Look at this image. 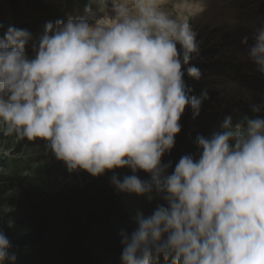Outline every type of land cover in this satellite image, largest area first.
<instances>
[{"label":"clouds","instance_id":"1","mask_svg":"<svg viewBox=\"0 0 264 264\" xmlns=\"http://www.w3.org/2000/svg\"><path fill=\"white\" fill-rule=\"evenodd\" d=\"M193 4L202 11L193 0H99L94 23L47 22L31 56L27 29L9 26L0 37L5 134L43 141L69 172H112L119 192L163 201L150 215L137 211L131 233L120 231V264H264V105L197 135L198 154L182 155L171 172L162 162L185 109L195 118L202 105L184 79L186 66L201 78L188 66L199 53ZM252 39H242L246 58L264 74V25ZM124 168L132 174L121 177ZM11 248L0 230V264H16Z\"/></svg>","mask_w":264,"mask_h":264},{"label":"rangeland","instance_id":"2","mask_svg":"<svg viewBox=\"0 0 264 264\" xmlns=\"http://www.w3.org/2000/svg\"><path fill=\"white\" fill-rule=\"evenodd\" d=\"M98 2L0 0V37L9 26L27 29L33 36L26 47L31 56L34 35L39 30L43 32L47 22H66L69 17L83 16L94 23L98 19L93 16L97 15L96 11L102 13ZM112 2L107 0L109 7ZM86 6L91 7L90 13H85ZM243 15V21L250 24V13ZM189 19L193 24L192 17ZM233 20L241 22V17H234ZM194 25L199 53L193 56L188 66L197 67L201 78L195 80L189 77L186 66L184 79L192 89L190 94L202 98V105L195 118L191 108L185 109L180 120L181 132L176 136L171 151L175 156L197 155V135L210 136L213 131L220 130V124L226 117L231 116L236 123L245 115H256L251 110L253 104L264 105V74L246 58L248 45L242 46V41L237 39L242 35L225 31L227 23L213 26L195 22ZM246 36L252 44L250 34ZM229 61L239 64L236 72L224 65ZM258 115L264 116V108ZM116 172L121 177L132 174L127 168L117 169ZM112 175V172H106L93 177L83 170L69 172L63 162L46 150L43 141L33 142L6 135L4 125L0 124V225H6L15 238L81 226L84 224L83 202L94 196L110 199L115 215L113 219L116 220L114 229L127 225L135 229V213L141 211L146 216V212L153 211L160 201L149 202L145 197L119 192L111 183ZM14 253L16 264H32L29 257L31 245L17 246Z\"/></svg>","mask_w":264,"mask_h":264},{"label":"trees","instance_id":"3","mask_svg":"<svg viewBox=\"0 0 264 264\" xmlns=\"http://www.w3.org/2000/svg\"><path fill=\"white\" fill-rule=\"evenodd\" d=\"M181 156H175L171 152L165 154L162 162L172 163L169 172L174 170ZM138 175L141 179L149 178L144 172H139ZM81 211L84 224L69 230L30 234L23 238H15L6 225H0V230L9 237L11 251L14 252L17 246H32L29 256L32 264H120L122 245L119 233L122 229L131 233L134 228L130 225L113 228L116 222L113 219V204L105 197H91L83 202ZM153 211L146 212V216ZM156 264H171V261L166 262L161 257Z\"/></svg>","mask_w":264,"mask_h":264},{"label":"bare ground","instance_id":"4","mask_svg":"<svg viewBox=\"0 0 264 264\" xmlns=\"http://www.w3.org/2000/svg\"><path fill=\"white\" fill-rule=\"evenodd\" d=\"M193 2L202 6V11L200 12H198L199 6L197 4H193L188 8V13L190 14L188 17H192L194 13L198 12L192 17L194 23L197 22L199 24H209L213 26L227 23L228 27L225 31L232 29L231 31L233 33H237L240 32L241 28H244L245 33H247L246 23L242 22V17L241 22H235V20H233L236 15H240V13L236 12L233 8V0H193ZM221 14L223 16H221ZM260 18L264 20V12L261 14ZM194 23L190 24L192 30L195 29ZM241 50H243V48H241Z\"/></svg>","mask_w":264,"mask_h":264}]
</instances>
